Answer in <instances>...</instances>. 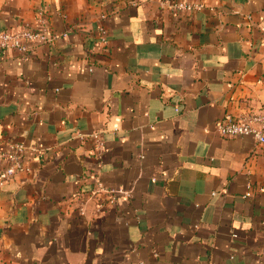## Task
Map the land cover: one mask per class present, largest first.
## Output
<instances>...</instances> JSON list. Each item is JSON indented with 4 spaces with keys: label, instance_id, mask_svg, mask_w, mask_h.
I'll list each match as a JSON object with an SVG mask.
<instances>
[{
    "label": "crops",
    "instance_id": "1",
    "mask_svg": "<svg viewBox=\"0 0 264 264\" xmlns=\"http://www.w3.org/2000/svg\"><path fill=\"white\" fill-rule=\"evenodd\" d=\"M41 11L53 43L0 54V264H264V145L215 127L264 107V0H0V31Z\"/></svg>",
    "mask_w": 264,
    "mask_h": 264
},
{
    "label": "built area",
    "instance_id": "2",
    "mask_svg": "<svg viewBox=\"0 0 264 264\" xmlns=\"http://www.w3.org/2000/svg\"><path fill=\"white\" fill-rule=\"evenodd\" d=\"M203 5L199 2L177 1L171 5V9L190 15L200 11ZM104 18V17H103ZM99 41L107 44V32L102 26L99 29ZM56 35L50 29L45 13L41 11L33 25H23L21 28H10L0 31V54L8 50H14L22 58L29 57L36 46L53 43ZM264 41V39H263ZM217 133L225 139L238 137H252L259 145H264V107L257 112L241 115L237 118L226 115L215 124ZM94 144L95 156L102 161L106 154V142L101 132L90 135ZM27 147L16 141H6L0 151V187L11 183L17 175L24 171L23 154ZM260 189L259 192H263ZM132 192L123 186L108 187L101 182H96L86 202L96 201V211H102L104 206L113 207L118 200H129ZM252 187H248L244 197H252Z\"/></svg>",
    "mask_w": 264,
    "mask_h": 264
}]
</instances>
